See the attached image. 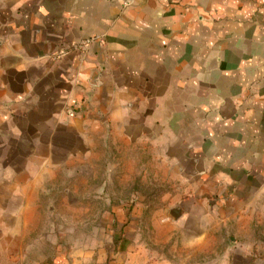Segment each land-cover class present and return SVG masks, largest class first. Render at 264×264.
Wrapping results in <instances>:
<instances>
[{
  "label": "crops",
  "instance_id": "0c3cea01",
  "mask_svg": "<svg viewBox=\"0 0 264 264\" xmlns=\"http://www.w3.org/2000/svg\"><path fill=\"white\" fill-rule=\"evenodd\" d=\"M109 143L145 147V166L170 185L151 220L168 251L155 258L128 225V257L109 264H254L264 0H0V201L23 200L0 205L11 247L47 214L37 200L57 196L45 185L63 171L72 183Z\"/></svg>",
  "mask_w": 264,
  "mask_h": 264
},
{
  "label": "rangeland",
  "instance_id": "374dc122",
  "mask_svg": "<svg viewBox=\"0 0 264 264\" xmlns=\"http://www.w3.org/2000/svg\"><path fill=\"white\" fill-rule=\"evenodd\" d=\"M151 155L145 147L109 143L89 162L75 165L72 183L63 177L69 172L59 173V182L45 185L47 191L55 189L57 196L37 200L47 214L35 222L37 230L26 240L25 248L17 247V242L11 247L12 236L0 226V264H18L12 263L11 256L16 259L21 254L25 264L54 258L108 259L109 264L112 259L128 257L129 248L123 251L131 234L125 232L128 225L137 228L132 235H138L141 244L148 241L155 258L162 257L168 249L156 237L157 232H152L151 220L165 205L161 197L170 185L160 183L153 169L145 166ZM65 190L73 192L66 196ZM11 197L0 205L17 208L23 202ZM258 234L264 238V226ZM255 255L254 264H264V247L255 249Z\"/></svg>",
  "mask_w": 264,
  "mask_h": 264
}]
</instances>
